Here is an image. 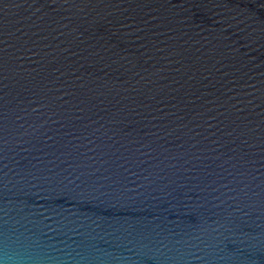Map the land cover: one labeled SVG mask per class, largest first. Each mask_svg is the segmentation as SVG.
I'll list each match as a JSON object with an SVG mask.
<instances>
[{
  "label": "water",
  "instance_id": "95a60500",
  "mask_svg": "<svg viewBox=\"0 0 264 264\" xmlns=\"http://www.w3.org/2000/svg\"><path fill=\"white\" fill-rule=\"evenodd\" d=\"M0 264H264V0H0Z\"/></svg>",
  "mask_w": 264,
  "mask_h": 264
}]
</instances>
